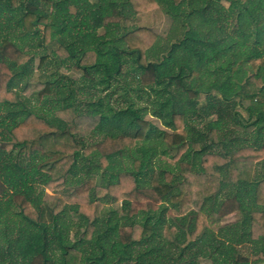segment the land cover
Returning a JSON list of instances; mask_svg holds the SVG:
<instances>
[{
	"label": "trees",
	"instance_id": "trees-1",
	"mask_svg": "<svg viewBox=\"0 0 264 264\" xmlns=\"http://www.w3.org/2000/svg\"><path fill=\"white\" fill-rule=\"evenodd\" d=\"M225 1L0 0V264L264 261V0ZM160 6L175 41L121 23Z\"/></svg>",
	"mask_w": 264,
	"mask_h": 264
},
{
	"label": "rangeland",
	"instance_id": "rangeland-1",
	"mask_svg": "<svg viewBox=\"0 0 264 264\" xmlns=\"http://www.w3.org/2000/svg\"><path fill=\"white\" fill-rule=\"evenodd\" d=\"M222 3L225 4V6L228 5V2L225 0H222ZM121 23L125 24L128 27L144 26V27L151 28L159 36L160 41H167V40L168 41H175L176 39L179 38L180 32L182 31V25L179 24V22L177 20H172L169 16H167L166 13L164 12V8L162 6L156 7L154 9L146 11V12H143V13L137 15L134 19L122 20ZM125 61H126V58H125ZM36 62H38V60ZM65 64H67V67L61 69L62 70L61 72L68 73L70 76L74 77L76 82H79L80 79H82V75H81V72H77L72 67L73 61H70V60L65 61L62 64V66ZM122 71H124L127 74V75L123 74V76L126 77V80L131 81L133 74H134V71L132 70V67L129 64V62L127 64L124 63V65L122 66ZM121 76H122V74H121ZM86 78H89V76H86ZM121 80H123L122 77H121ZM85 81H86V84L88 85V87L90 89L89 88L88 89L87 88L82 89L80 96H79L80 100H84L85 97H88L91 95V97L93 98L94 101H96L98 98H100L102 100L107 98L106 101L108 102V106H110V107L120 108V107H122V105L124 106L125 102L122 101V99L120 97H118V93L111 94L112 91H109V90H112V87H113V89L116 88L117 83L113 82V79H112V85L110 86L109 90H106V91H104V89H103L105 82H101L100 80L95 82L93 80L89 81L87 79ZM134 82L135 81L133 80V84H135ZM207 99H208V96L205 93H201V95L199 97V101L201 102V101H204ZM138 103H139L138 105L144 107L143 101H138ZM248 103H249L248 101L243 102V104L245 106H247ZM234 110H238L242 117L247 118V113L244 110H242L240 108V106H235L229 112H232ZM140 114L145 116L144 117L145 119H147L150 122H152L153 124L157 125L159 128H162V129L166 128L162 118L156 116L154 114L153 109L150 106H147V108H143L140 111ZM197 121H199V122H197ZM200 121L204 122L201 119L195 120L196 126L198 128L203 127V123ZM239 121H241V119L238 121L234 120L233 123H231L229 126L231 127L230 129H232L235 132H238L240 134V133H243L246 128L244 129V127H242V125L239 124ZM253 130H254V127L247 128V134H249V136H250V134ZM114 132H116V130H114ZM118 132L126 133L125 128L123 130L119 129V131H117L116 133H118ZM232 134H231V136H232ZM234 134L236 135L237 133H234ZM171 154H172V151H162V150L158 151L156 158L152 161V166L157 167L156 165H157L158 160H156V159L158 157H160V155H164V157L167 158V157H170ZM124 163H126L127 168H133L132 167L133 166V159L131 157L125 156L124 157ZM163 163L166 164V161H163ZM131 164H132V166H131ZM160 165H161V163H160ZM108 177L109 176H107V178ZM148 177H149V175L144 176V178L147 180H148ZM46 196L51 197L52 192L46 190ZM167 203H168V201H165L164 205H167ZM106 208H108V206L105 207V210H106ZM104 216H106L105 212L103 213V217ZM238 216L239 215L237 213H232V214L226 216L222 220V223L232 222V221L236 220L238 218ZM73 229H75L73 231L74 235H76V234L78 235V233L80 232V229H77V227L76 228L73 227ZM203 247L204 246H202V248ZM257 247H260V246L250 244L249 249L248 248H242V251L246 252V254L249 255V253H251L252 250L254 248H257ZM196 248L199 249L198 247H196ZM178 253H179V250H176L174 252V255H176ZM131 259H133V257ZM130 260H128V263H130ZM198 264H233V262L231 259L225 258L221 255L220 256L215 255L214 257L209 258V259L208 258L207 259L201 258L198 261ZM249 264H264V261H260V262H256V263L249 262Z\"/></svg>",
	"mask_w": 264,
	"mask_h": 264
},
{
	"label": "crops",
	"instance_id": "crops-1",
	"mask_svg": "<svg viewBox=\"0 0 264 264\" xmlns=\"http://www.w3.org/2000/svg\"><path fill=\"white\" fill-rule=\"evenodd\" d=\"M74 227V226H73ZM76 228V227H75ZM75 229H73V228H71L70 229V232H69V238L72 240V241H76V240H78V235L76 234V235H74V233H73V231H74ZM76 232V231H75Z\"/></svg>",
	"mask_w": 264,
	"mask_h": 264
}]
</instances>
